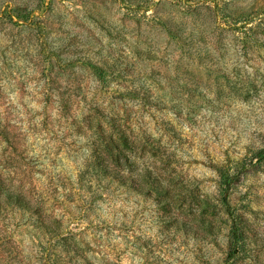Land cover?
<instances>
[{
    "label": "rangeland",
    "instance_id": "374dc122",
    "mask_svg": "<svg viewBox=\"0 0 264 264\" xmlns=\"http://www.w3.org/2000/svg\"><path fill=\"white\" fill-rule=\"evenodd\" d=\"M0 264H264V0H0Z\"/></svg>",
    "mask_w": 264,
    "mask_h": 264
},
{
    "label": "trees",
    "instance_id": "16d2710c",
    "mask_svg": "<svg viewBox=\"0 0 264 264\" xmlns=\"http://www.w3.org/2000/svg\"><path fill=\"white\" fill-rule=\"evenodd\" d=\"M231 181L229 180V183L226 184V190H225V194H224V197H223V202H224V205L227 207V210L228 212L231 214L232 213V208H231V205L229 204V191L231 189ZM234 238L237 239V231L235 230L234 231Z\"/></svg>",
    "mask_w": 264,
    "mask_h": 264
}]
</instances>
